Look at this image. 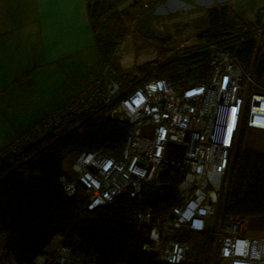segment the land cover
Returning <instances> with one entry per match:
<instances>
[{"label":"built area","instance_id":"2783aa9c","mask_svg":"<svg viewBox=\"0 0 264 264\" xmlns=\"http://www.w3.org/2000/svg\"><path fill=\"white\" fill-rule=\"evenodd\" d=\"M210 75L186 86L169 77L123 85L116 69L102 65L97 78L10 145L16 154L43 139L72 115L105 111L130 124L123 149L115 155L101 149L80 152L60 181L68 195L82 186L87 209L113 202L122 194L140 198L145 186L161 187L170 167H184L175 185L178 200L164 214L145 208L128 223L148 228L143 248L160 262H185L192 244L178 234L208 232L215 238L212 264H264V238L248 234L249 218L225 217L224 183L243 127L264 130V87L235 52L213 49ZM251 92L248 94L247 87ZM223 195V197H222ZM0 264H97L78 257L56 234L31 262H19L9 251L0 223ZM120 264V263H114Z\"/></svg>","mask_w":264,"mask_h":264},{"label":"trees","instance_id":"16d2710c","mask_svg":"<svg viewBox=\"0 0 264 264\" xmlns=\"http://www.w3.org/2000/svg\"><path fill=\"white\" fill-rule=\"evenodd\" d=\"M141 2L134 0L133 10ZM87 6L99 60L102 65L109 64L120 46L117 21L124 15H107L96 0H88ZM207 18L208 25L200 36L205 44L235 52L264 87V30L260 45L254 34L260 21L247 23L229 5L210 8ZM186 56L190 62L180 64L171 76H186L195 82L207 79L211 73L209 53L196 51ZM159 70L154 69L143 82L159 77ZM129 129L128 122L112 118L103 110L93 111L69 116L23 153L16 154L10 146L0 150V223L8 234L9 251L19 262H31L56 234H62L66 244L87 263L169 264L143 248L148 228L138 230L128 220L145 208L157 214L168 212L178 200L175 185L186 168L170 167L162 175L164 184L145 186L140 198L125 193L93 210L86 207L88 199L82 186L68 195L60 181L61 176L68 175L63 167L67 156L97 149L118 154ZM245 131L243 127L236 147L225 217L264 214V153L245 147ZM176 238L191 244L194 239L204 242L200 261L177 264H212L216 241L210 233L178 234Z\"/></svg>","mask_w":264,"mask_h":264},{"label":"crops","instance_id":"0c3cea01","mask_svg":"<svg viewBox=\"0 0 264 264\" xmlns=\"http://www.w3.org/2000/svg\"><path fill=\"white\" fill-rule=\"evenodd\" d=\"M87 1L0 0V150L99 76ZM248 218L264 238V214Z\"/></svg>","mask_w":264,"mask_h":264},{"label":"rangeland","instance_id":"374dc122","mask_svg":"<svg viewBox=\"0 0 264 264\" xmlns=\"http://www.w3.org/2000/svg\"><path fill=\"white\" fill-rule=\"evenodd\" d=\"M96 1L104 7L107 15H124V19L117 21L121 42L111 65L118 72L121 83L126 86L134 82L142 83L157 67L160 69L159 77H169L177 86L194 83L186 76L175 79L171 74L180 64L190 62L186 54L196 51L210 53L219 48L205 44V40L200 37L208 25L207 12L210 8L229 5L247 23L260 21L254 34L258 44L262 43L264 0H143L136 10L132 7L134 0ZM262 51L264 53V46ZM247 91L250 94V86ZM244 145L247 149L264 152V130L246 127ZM235 152L236 149L232 163ZM76 157L77 154H71L64 159L63 167L68 173ZM230 179L231 173L225 180V191ZM220 210L222 212L223 202ZM203 243L200 239L193 240L187 260L200 261Z\"/></svg>","mask_w":264,"mask_h":264},{"label":"water","instance_id":"95a60500","mask_svg":"<svg viewBox=\"0 0 264 264\" xmlns=\"http://www.w3.org/2000/svg\"><path fill=\"white\" fill-rule=\"evenodd\" d=\"M233 165H234V161H233ZM232 171H233V169H232ZM226 201H227V198L225 199V201H224V205H223V211H224V212H225Z\"/></svg>","mask_w":264,"mask_h":264},{"label":"bare ground","instance_id":"6f19581e","mask_svg":"<svg viewBox=\"0 0 264 264\" xmlns=\"http://www.w3.org/2000/svg\"><path fill=\"white\" fill-rule=\"evenodd\" d=\"M264 110V107L262 108ZM264 125V124H263Z\"/></svg>","mask_w":264,"mask_h":264}]
</instances>
